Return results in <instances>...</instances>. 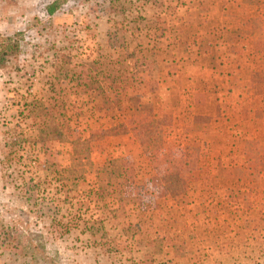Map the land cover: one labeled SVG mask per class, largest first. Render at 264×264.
<instances>
[{
	"label": "rangeland",
	"instance_id": "rangeland-1",
	"mask_svg": "<svg viewBox=\"0 0 264 264\" xmlns=\"http://www.w3.org/2000/svg\"><path fill=\"white\" fill-rule=\"evenodd\" d=\"M7 37L0 264H264V0H0ZM111 158L137 188L105 205Z\"/></svg>",
	"mask_w": 264,
	"mask_h": 264
},
{
	"label": "trees",
	"instance_id": "trees-1",
	"mask_svg": "<svg viewBox=\"0 0 264 264\" xmlns=\"http://www.w3.org/2000/svg\"><path fill=\"white\" fill-rule=\"evenodd\" d=\"M56 5V3H53L48 7L47 11L50 15L56 12ZM18 53L19 43L15 38H2L0 40V69L5 67L10 59L16 58ZM43 114L50 118L46 120L45 131H42L39 139L41 141H66L68 137L60 125H55L54 116H50L49 113ZM158 122L157 119H154L152 122L144 125V132L147 138L144 151L151 160H154L158 152L162 149V141L160 140L162 127L159 126ZM72 145V164L74 163V166H88L92 164L91 149L87 139L79 137L77 140L72 141ZM127 162L128 160L125 158H111L104 168L98 172L97 187L91 192L98 203L104 202L106 205L105 201L107 198L121 200L131 190L132 193L133 190L135 191L137 187L134 180H132V168ZM70 224L71 222L63 223V230L67 231ZM90 224L92 232H94V227L103 228V223L100 220L92 221Z\"/></svg>",
	"mask_w": 264,
	"mask_h": 264
}]
</instances>
